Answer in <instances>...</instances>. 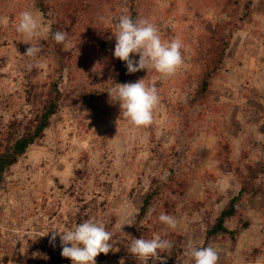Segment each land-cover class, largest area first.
Returning <instances> with one entry per match:
<instances>
[{
    "label": "rangeland",
    "instance_id": "obj_1",
    "mask_svg": "<svg viewBox=\"0 0 264 264\" xmlns=\"http://www.w3.org/2000/svg\"><path fill=\"white\" fill-rule=\"evenodd\" d=\"M252 1L255 17L246 31L235 34L223 71L214 80L215 111L211 108L202 119L187 105L193 83L186 79L199 70L192 61L195 44L204 28L214 22L213 8L206 5V0H138L139 19L161 24L164 40L179 38L184 45V64L174 75L166 77L145 69L136 72L130 82L145 79L158 89L159 103L148 126L137 127L125 120L119 102L111 98L99 96L93 104L73 102L80 89L101 85L104 77L109 80L105 51H114L112 30L119 16L107 11L111 14L107 21L109 37L99 49L92 45L87 24L80 26L79 34L88 43L87 60L75 74H63L61 109L53 117L52 127L8 170L0 184V203L9 200L13 213L36 207L45 213L37 227L44 231L46 244L40 245L42 254L36 256L34 264H72L61 254L60 237L50 242V231L70 228L84 204L88 205L90 219L105 224L112 233L111 243L121 240L120 233L130 232L104 262L96 260L97 264H123L126 258L136 257L130 252L132 241L143 237L160 235L168 239L170 233H176L184 236L182 242H176L180 247L188 248L189 242L202 246L205 220H214L240 188L230 167L217 157L219 141L229 142L231 158L238 163L243 154L251 161L264 157V0ZM24 10L39 14L48 27L36 0H0V19L6 21L0 22V149L8 142L11 122L35 116L42 107L48 81L60 74L51 51L25 56L31 44L15 27ZM45 38L31 43L41 49ZM134 59L138 61L139 56ZM37 64L45 67H35ZM29 82L34 85L30 100ZM166 159L175 163L182 192L168 191L165 198L171 201L172 210L167 211L162 201L156 213L151 209L142 225L136 226L142 195L149 189L151 177L164 168ZM241 168L245 170L243 164ZM258 183L264 185V177ZM174 186L179 189L177 183ZM105 199L107 204L102 206ZM263 205L264 197L259 196L240 206L241 218L250 221L252 227L242 233L238 243L230 239L212 242L219 253L218 264H246L247 260L264 264ZM95 207L98 209L92 210ZM161 214L174 216L177 227L171 229L160 222ZM34 217L31 212V219ZM239 218L230 219L227 226L235 228ZM34 248H28L30 255ZM4 251L15 255L14 264L29 263L22 249ZM165 253L162 258L169 264L174 260L172 248ZM182 259L178 260L181 264H194L188 255Z\"/></svg>",
    "mask_w": 264,
    "mask_h": 264
},
{
    "label": "trees",
    "instance_id": "obj_2",
    "mask_svg": "<svg viewBox=\"0 0 264 264\" xmlns=\"http://www.w3.org/2000/svg\"><path fill=\"white\" fill-rule=\"evenodd\" d=\"M206 5L213 8L214 22L204 28L201 37L195 44L192 61L194 65L199 66V70L193 75L189 74L186 79H190L193 83L187 105L197 110L200 119L210 114L211 108L212 111H215V106L212 105L214 80L223 71L235 34L248 29L256 11L252 0H206ZM36 6L50 28V32L42 42L41 51L45 53L51 51L54 54L60 68V74L48 81L42 107L35 116H25L21 120L15 119L11 122L12 131L8 134V142L2 145L0 149V184L8 170L17 164L22 157H25L31 147L41 141L46 136L47 130L52 127L53 117L61 109L63 74L66 71L68 74H75L81 64L87 60L86 48L88 43L79 34L80 26L84 23L87 24L92 45L99 49L100 43L109 37L108 30L110 27L107 25V21L111 14L107 13L108 10L115 12L113 15L128 14L133 19H139L138 0H36ZM101 17L105 19L101 20ZM158 27L161 32V24H158ZM56 31L67 32L68 38L72 42L69 49L52 38V34ZM162 39H164L163 35ZM105 54L106 60L110 64L109 80L104 77L103 84L93 88L86 86L80 89L74 95L73 102L82 100L87 104H93L99 96L111 98L107 91L115 83H130L133 80L135 73L128 72L126 62L116 58L114 51L107 50ZM108 83H110L109 86ZM28 85L27 97L30 100L34 95V85L32 82H29ZM181 108L185 109V107ZM230 153L229 142L219 141L217 157L223 164L230 167L240 188L236 195L228 200L214 220H205V238L202 247L222 239H230L236 242L241 232L251 226L250 221H244L241 218L240 206L250 199L259 196L264 197V185L258 183V180L264 177V157L258 161H251L246 154H243L241 163H238L231 158ZM241 164L244 165L245 170L241 168ZM163 165L164 168L151 177L149 189L142 195V205L135 217L134 225L136 226L142 225L149 216L151 209H154V213H156L162 201H164L163 204L167 211L172 210L171 201L165 198L168 191L182 192L180 189L182 183L178 181L175 163L166 159ZM175 183L178 184L179 189L174 186ZM101 204L105 206L107 199ZM97 209L95 207L92 210L96 211ZM87 210V204L81 206V210L76 214V223L90 219L91 213L86 212ZM53 212L56 213L55 209ZM235 217H240L239 224L231 229L227 226V222ZM129 233V231L120 233L122 238L112 242L113 249L107 255L101 253L96 257L98 263L104 262L113 253L116 246L121 245L122 241L128 238ZM173 237H176L177 240H173ZM170 238L168 240L173 244L172 256L174 260L169 264H181L178 260H183L182 258L186 257L187 247L182 248L176 242H182L184 236L170 233ZM166 256V253H161V260L158 262L154 261L153 258L141 260L138 257H128L123 264H167L162 258ZM61 264L71 263L64 261Z\"/></svg>",
    "mask_w": 264,
    "mask_h": 264
},
{
    "label": "clouds",
    "instance_id": "obj_3",
    "mask_svg": "<svg viewBox=\"0 0 264 264\" xmlns=\"http://www.w3.org/2000/svg\"><path fill=\"white\" fill-rule=\"evenodd\" d=\"M101 17V20H104ZM0 22H6L0 19ZM16 31L30 42L25 56L35 57L40 47L31 43L45 38L50 32L39 14L31 11H21L17 17ZM116 44L114 56L126 62L129 73L140 70H155L162 76L174 75L184 64L182 49L184 47L179 38L162 39L159 27L147 18L133 19L128 14H121L113 31ZM52 38L57 42L70 46L67 32L56 31ZM134 55L139 56L135 60ZM35 67L44 68V64ZM113 101H118L122 109V117L134 126H148L153 121L154 109L159 103V92L155 84L149 85L145 79L135 83H115L107 91ZM159 221L171 229L178 225L177 219L168 214H161ZM52 232L51 241L60 237L62 256L70 258L72 264H97L96 257L101 253L107 255L112 249V233L105 224L86 219L73 224L70 228H57ZM173 244L170 240L155 235L153 238H139L132 241L130 252L138 259H160V254L170 250ZM186 255L194 260V264H218L219 253L209 245L198 246L189 242Z\"/></svg>",
    "mask_w": 264,
    "mask_h": 264
},
{
    "label": "built area",
    "instance_id": "obj_4",
    "mask_svg": "<svg viewBox=\"0 0 264 264\" xmlns=\"http://www.w3.org/2000/svg\"><path fill=\"white\" fill-rule=\"evenodd\" d=\"M4 201L5 204L0 203V246L6 251L22 249L27 255L28 264H34L36 256L42 254L40 245L46 244L42 238L46 237L44 231L37 227L43 222L45 213L39 207L22 208L20 214L13 213L12 203L6 199ZM31 212L35 215L34 219H31ZM33 245L35 248L30 255L28 248ZM44 264L49 263L45 261Z\"/></svg>",
    "mask_w": 264,
    "mask_h": 264
},
{
    "label": "crops",
    "instance_id": "obj_5",
    "mask_svg": "<svg viewBox=\"0 0 264 264\" xmlns=\"http://www.w3.org/2000/svg\"><path fill=\"white\" fill-rule=\"evenodd\" d=\"M252 227V224L251 226L248 228L250 229ZM248 229H246L245 231L243 230L240 234V236L238 237V239L236 240V243H238L239 241V238L242 236V233H245ZM4 249H2L0 247V264H14L13 262V257L15 258V255L13 253L11 254H7L5 251L3 252ZM246 264H258V262H254V261H249L247 260V263Z\"/></svg>",
    "mask_w": 264,
    "mask_h": 264
}]
</instances>
